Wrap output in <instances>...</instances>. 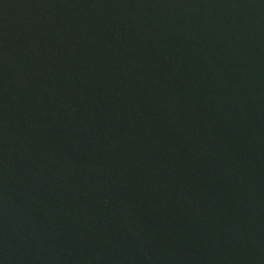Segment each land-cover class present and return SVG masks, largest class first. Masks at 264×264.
Listing matches in <instances>:
<instances>
[{
  "label": "water",
  "instance_id": "95a60500",
  "mask_svg": "<svg viewBox=\"0 0 264 264\" xmlns=\"http://www.w3.org/2000/svg\"><path fill=\"white\" fill-rule=\"evenodd\" d=\"M0 264H264V0H0Z\"/></svg>",
  "mask_w": 264,
  "mask_h": 264
}]
</instances>
